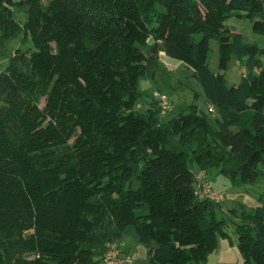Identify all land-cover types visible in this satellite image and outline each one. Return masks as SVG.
<instances>
[{"label": "trees", "instance_id": "trees-1", "mask_svg": "<svg viewBox=\"0 0 264 264\" xmlns=\"http://www.w3.org/2000/svg\"><path fill=\"white\" fill-rule=\"evenodd\" d=\"M233 17L264 34V0H0L1 38L34 46L0 71V264H102L130 226L149 264H206L229 222L194 166L237 186L264 175V50ZM160 52L193 68L214 122L195 103L163 123L156 97L137 110ZM259 201L231 210L243 264H264Z\"/></svg>", "mask_w": 264, "mask_h": 264}, {"label": "rangeland", "instance_id": "rangeland-1", "mask_svg": "<svg viewBox=\"0 0 264 264\" xmlns=\"http://www.w3.org/2000/svg\"><path fill=\"white\" fill-rule=\"evenodd\" d=\"M16 15L22 23L25 22L26 13L16 11ZM228 25L234 31L242 33L246 42L255 43L264 50V34H258L253 31V23L250 19L246 17H233L228 20ZM30 47H34L33 42L30 38L25 39L24 30H20L17 34L8 38H1L0 36V71L8 66L10 58L16 49L26 50ZM219 58V44L214 40L211 42L209 57V64L214 72L220 71ZM262 58L264 60V53L262 54ZM174 60L180 62V65L175 66L161 60L156 69H150L147 76L141 79L140 89L144 95L137 103V110L144 109L141 105H150L155 100L153 95L155 89H159L170 97L175 107V109L167 111V113H160L159 116H161L162 123L173 119L180 110L193 103L199 105L200 109L208 114L210 121L214 122L218 113L209 112L203 88L195 79L193 68L188 67L177 59ZM153 71H155L156 75L153 74ZM244 74V66L238 57L233 55L229 69L225 72L228 85L239 84L243 80ZM194 168L198 173L200 172L196 166ZM206 173L207 179L202 175H198V181L205 179L210 182L215 191L224 194L225 199L218 204L220 206L217 210V215L219 219H225L229 222L227 226L229 237L220 239L219 247L208 256L206 264H243V257L238 248V235L233 224L235 218L232 216L231 210L235 207H240L242 203L249 208L260 204L259 197L264 194V175L254 184L237 186L217 168L210 169ZM119 243L129 253L131 261L127 262L131 264H149V258L143 254H136L139 253L137 246L142 249L145 246L139 242L135 227L130 226L119 240ZM108 263H110V260L107 259L102 262V264Z\"/></svg>", "mask_w": 264, "mask_h": 264}, {"label": "built area", "instance_id": "built-area-1", "mask_svg": "<svg viewBox=\"0 0 264 264\" xmlns=\"http://www.w3.org/2000/svg\"><path fill=\"white\" fill-rule=\"evenodd\" d=\"M154 97L159 100V107L162 114L167 113V111H170L172 109L173 103L166 93L161 91H155ZM210 111L214 112L215 110L211 107ZM197 193L198 196L201 198H209L216 202H222L225 199L224 194H222V192L219 193L218 191H215L210 182L205 179L202 181H198ZM120 253L121 249L118 247V245L113 244V249L109 254L108 258H106L107 260H110V263L108 264H124L129 263L131 261L130 256L121 258Z\"/></svg>", "mask_w": 264, "mask_h": 264}, {"label": "crops", "instance_id": "crops-1", "mask_svg": "<svg viewBox=\"0 0 264 264\" xmlns=\"http://www.w3.org/2000/svg\"><path fill=\"white\" fill-rule=\"evenodd\" d=\"M161 60H163V61H166V62H168V63H170V64H173V65H180V62H178V61H176V60H174V58H171V57H169V56H167L164 52H160V54H159V58H158V61L160 62ZM156 75V74H155ZM141 107H144V109H147V108H149L150 107V105L149 104H146V105H141ZM208 108H209V105H208ZM173 109H175V107H174V105H173V107H172V109L171 110H173ZM170 110V111H171ZM207 171H200L199 173H198V175H202V176H204L206 179H207V173H206ZM117 245H118V247L121 249V251H122V255L123 256H129V253L128 252H126V250L124 249V247L122 248L121 246H120V243H119V241L117 242ZM138 247V252L139 253H136V254H143V255H145L147 258H150V252H149V249L148 248H140L139 246H137Z\"/></svg>", "mask_w": 264, "mask_h": 264}]
</instances>
